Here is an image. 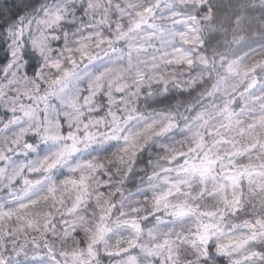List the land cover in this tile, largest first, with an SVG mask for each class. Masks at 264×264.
Wrapping results in <instances>:
<instances>
[{
    "label": "clouds",
    "instance_id": "9594fccd",
    "mask_svg": "<svg viewBox=\"0 0 264 264\" xmlns=\"http://www.w3.org/2000/svg\"><path fill=\"white\" fill-rule=\"evenodd\" d=\"M17 16L5 264H264V0H0Z\"/></svg>",
    "mask_w": 264,
    "mask_h": 264
},
{
    "label": "snow or ice",
    "instance_id": "6c2138e0",
    "mask_svg": "<svg viewBox=\"0 0 264 264\" xmlns=\"http://www.w3.org/2000/svg\"><path fill=\"white\" fill-rule=\"evenodd\" d=\"M151 11H152L151 8L146 9V13H150ZM144 14L145 13H141V15H144ZM57 19H59V17H57ZM23 27H24V24L18 30H14V33H15L16 36L22 35ZM11 32H13V31H11ZM56 67H59V64L56 65ZM0 95H3V93L0 92ZM9 111H15V109L11 108V109H9ZM3 123H4L3 121H0V125H2ZM84 127L87 128L88 125L85 124ZM27 132H28L27 129L21 130L20 134H18L17 137L15 138V140L12 141V144H19L21 139H23V136L25 134H27ZM89 135H90V133H89ZM49 138L55 139L56 137H47V136L45 137V139H49ZM26 147L32 148L33 146L31 144H28V145H26ZM11 150H12V148L10 146L9 149H8V152H11ZM5 159H6V154L4 152H0V162H3ZM59 162H60L59 157H57V159L54 162H49L48 160H45L44 163L41 164V166L39 168H36L34 170V174L40 173L45 168H47L48 170H51V169L55 168L57 166V164H59ZM79 182L83 183L82 180L79 181ZM65 183H71V184L75 185L77 183V181L75 179H69V180H66ZM161 199H163V197H161ZM4 215H9V213L5 212ZM257 223H260V222L258 221ZM252 227L254 228L255 226L252 225ZM201 239H203V237ZM226 247H227L226 245H221L220 246L221 250H224ZM49 251L51 252L52 249H49ZM89 251L91 252L92 250L89 249ZM0 264H5V261H4L2 256H0ZM9 264H10V262H9ZM236 264H239V262H236Z\"/></svg>",
    "mask_w": 264,
    "mask_h": 264
},
{
    "label": "trees",
    "instance_id": "16d2710c",
    "mask_svg": "<svg viewBox=\"0 0 264 264\" xmlns=\"http://www.w3.org/2000/svg\"><path fill=\"white\" fill-rule=\"evenodd\" d=\"M16 21V27H5L2 23H0V31L4 32L5 35L10 33L11 31L17 30L19 27H22L23 24L26 22L23 16H17L15 18ZM10 43V41H9ZM7 44H5L4 40L2 37H0V63H3L6 61L9 56L10 52H6Z\"/></svg>",
    "mask_w": 264,
    "mask_h": 264
}]
</instances>
